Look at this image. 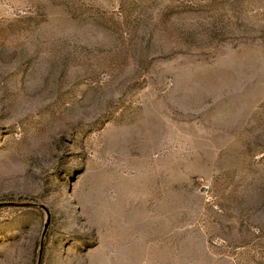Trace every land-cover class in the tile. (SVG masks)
Returning <instances> with one entry per match:
<instances>
[{"label": "rangeland", "instance_id": "1", "mask_svg": "<svg viewBox=\"0 0 264 264\" xmlns=\"http://www.w3.org/2000/svg\"><path fill=\"white\" fill-rule=\"evenodd\" d=\"M0 264H264V0H0Z\"/></svg>", "mask_w": 264, "mask_h": 264}, {"label": "water", "instance_id": "2", "mask_svg": "<svg viewBox=\"0 0 264 264\" xmlns=\"http://www.w3.org/2000/svg\"><path fill=\"white\" fill-rule=\"evenodd\" d=\"M48 221H49V219H48ZM47 226H48V223L45 225V227L47 228Z\"/></svg>", "mask_w": 264, "mask_h": 264}]
</instances>
